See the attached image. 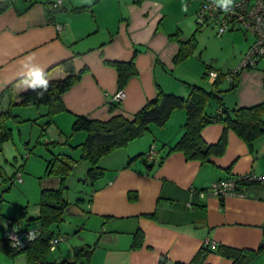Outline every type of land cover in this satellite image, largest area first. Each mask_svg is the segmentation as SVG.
<instances>
[{"label":"crops","instance_id":"1","mask_svg":"<svg viewBox=\"0 0 264 264\" xmlns=\"http://www.w3.org/2000/svg\"><path fill=\"white\" fill-rule=\"evenodd\" d=\"M5 1L0 0V112L7 109L11 98L18 116L25 109L39 110L18 105L19 95L35 86L33 72L45 74L47 80L63 79L67 73L60 63L67 59L80 77L61 94L64 109L52 115L60 133L69 130L66 125H72L77 115L91 120H106L115 114L131 118L156 96L158 88L186 98L189 84H194L186 74L169 72L177 68L173 58L179 44L169 38L174 32L164 29L165 5L160 0H63L62 8L54 12L48 7L52 0H7L2 4ZM82 6L88 7L74 10ZM244 35L247 41L249 37ZM129 60H133L136 74L123 86L124 97L111 110L109 103H114L118 84L116 69L107 62ZM220 80L218 96L225 107L263 103L264 57L254 67L239 70L234 88L227 77ZM40 110L39 116L47 117V106ZM216 110L211 101L207 112ZM184 121V110L173 109L162 126L150 125L140 137L100 158L105 173L93 182L86 202L80 198L78 203H70L56 231L52 227L54 237L66 236L65 251L53 257L54 264H157L161 254L169 264L187 263L201 245L256 250L264 242V183L244 186L242 195L223 198L208 189L211 183L232 175H264V133L248 145L229 130L224 152L201 162L186 159L179 150L169 152L182 135ZM222 129L220 123L209 124L201 130V137L207 144L215 143ZM79 138L83 141L84 134ZM152 144L157 155L154 161H147L144 154ZM58 185L55 177L41 189ZM201 190L203 196L198 194ZM66 215L76 223L74 236L61 228L71 223ZM28 218L33 217H25L24 225H29ZM137 231L143 239L133 248ZM77 250L89 254L76 258ZM4 254L0 261L7 260ZM261 257L264 249L251 263ZM205 263L232 264V259L209 253Z\"/></svg>","mask_w":264,"mask_h":264},{"label":"trees","instance_id":"2","mask_svg":"<svg viewBox=\"0 0 264 264\" xmlns=\"http://www.w3.org/2000/svg\"><path fill=\"white\" fill-rule=\"evenodd\" d=\"M6 2L7 0L2 4ZM217 6L219 9H227L229 7ZM87 7H77L74 10L80 11L87 9ZM61 8L62 6L59 9ZM57 10H51L50 12ZM208 19V17H204L205 21ZM169 38L176 40L179 44L178 51L173 58V63L176 64L192 52L195 45L194 38L191 35L188 39L181 40L178 30L169 35ZM107 63L116 69L118 90H122L128 79L136 74L133 60L109 61ZM60 65L63 66L64 71L67 73L63 79L47 80L45 74H40L41 79L46 84L36 83L32 89L22 92L19 95L20 101L18 105L47 106L46 116L48 119L58 111L63 110L64 106L60 96L79 79L80 72H74L70 59L64 60ZM229 72L225 74L218 72L210 90H205L196 84H189L190 90L186 98L174 93L164 92L158 88L156 96L148 100L131 118L124 117L122 114L112 115L106 120H91L85 116H75L71 126L72 133L84 131L87 134L85 140L79 146L81 148L80 158L87 161L90 165L87 169L89 179L94 182L105 173V169L98 165L102 156L140 137L148 130L150 125L162 126L167 121L171 111L177 108L183 109L185 113V121L182 126L183 132L176 144L169 148V152L179 150L186 159H196L201 162L208 161L211 156L221 155L224 152L229 130L234 131L243 141L251 145L256 137L264 133V121L262 119L264 102L252 107H225L218 96L219 90L217 87L221 81L220 77L225 78ZM238 72L239 70L232 73L231 80H228L231 82V89L235 87L234 80ZM211 101H214L217 105L215 112H207V106ZM113 102L117 103L119 101ZM114 103H109L111 110L116 105ZM14 106L15 103L11 98L7 109L0 112V151L2 143L10 139L11 136V129L7 126L6 121L16 117L11 112ZM212 123H220L223 129L215 143L207 144L201 137V130ZM48 144H51V142L46 143V145ZM45 162V174L58 177L59 185L54 189L43 188L40 190V198L37 203L38 215L35 218L27 219L36 221L35 225L41 228L40 235L21 248L13 246L5 237L0 235L1 251L10 255V257H14L18 253H24L30 264H40L46 252L51 250L50 240L54 237L52 226L59 225L63 221L65 209L70 204L64 197V191L67 188L65 180L77 164V160L72 156L60 153L52 155ZM21 169L22 164L10 176H5L0 170V186L8 183L4 188L7 190L12 184L20 183L16 181L15 176ZM258 183L257 181H250L245 183V186ZM79 201L81 199H77L75 203ZM1 203L2 198L0 197V222L10 219L2 214ZM21 215H26L25 208H22ZM142 239V233L139 231L135 232L133 234L132 247H139ZM262 249H264V242L256 250H243L223 244H218L215 248L201 245L189 262H175L174 264H206L205 259L209 253L232 259V264H250ZM88 254L89 251L77 250L75 257H87ZM157 264H169V260L164 254H161Z\"/></svg>","mask_w":264,"mask_h":264},{"label":"rangeland","instance_id":"3","mask_svg":"<svg viewBox=\"0 0 264 264\" xmlns=\"http://www.w3.org/2000/svg\"><path fill=\"white\" fill-rule=\"evenodd\" d=\"M160 1L165 5L166 16L162 19L164 29L171 32L178 30L179 36L183 40L193 35L195 43L192 52L186 58L176 64L173 63L177 68L170 69V74H186L189 83L200 84L206 89H211L213 72L227 73L240 65L242 57L254 41V36L250 32H244L241 29H227L224 34L219 35L218 24H215L211 18L205 21L198 15L200 7L207 0ZM234 1L236 0H213L215 4L222 7L230 6ZM244 34L249 37L247 41L244 40ZM240 52H243L242 57L239 56ZM227 85L228 82L225 83V86ZM40 108L39 110L34 107L25 109L21 116L16 115L11 109V112L16 115L6 121L7 126L11 129V136L1 145L0 170L5 176L12 175L22 164L19 173L22 175L23 181L12 184L7 190L4 188L8 183L0 186L1 212L20 227L35 226L34 220H30L29 225L23 223H26L25 217L37 215L40 190L43 185H51V180L56 177L45 174V161L52 155L66 154L77 160V164L65 180L67 188L64 191V197L69 203H75L80 198L86 202L88 195L94 189L93 182L87 176V169L90 165L80 158L79 144L82 140H79V137L84 134L86 138V132L72 133L71 124L66 125V129L69 130H65L64 133L58 132L59 129L54 121L52 122V117L49 120L47 117L39 116V113H43ZM33 112L35 113L33 114ZM32 115L36 118L34 121L31 120ZM47 142H51V144L46 145ZM100 164L99 161L98 165L101 166ZM22 208L26 209L24 217L21 215ZM65 219L70 220L71 223H64L61 228L63 227L71 236H74V225L76 224L74 218L66 215ZM81 221L82 218L77 223H81ZM52 227L56 231V227ZM5 230L6 226L0 222V235H3ZM61 236L63 239L59 241L58 247L55 246L56 250H48L41 264H54L53 257H58L65 251L63 246L66 243V236L63 234ZM0 254L4 253L0 251ZM4 255L7 260L0 261V264H30L24 253H18L16 257L19 258ZM251 264H264V258L261 257Z\"/></svg>","mask_w":264,"mask_h":264},{"label":"built area","instance_id":"4","mask_svg":"<svg viewBox=\"0 0 264 264\" xmlns=\"http://www.w3.org/2000/svg\"><path fill=\"white\" fill-rule=\"evenodd\" d=\"M62 4L63 0H52L49 8L57 10ZM198 15L203 19L204 17L211 18L215 24H218L219 35L224 34L227 29H241L244 32H250L254 36L252 46L242 57L238 68L227 74L228 80H231L232 73L244 68L254 67L257 61L264 57V0H236L227 9H219L213 0H207L201 6ZM56 28L60 30L61 26L56 24ZM213 76H216V74H213ZM123 97V90H117L112 100L120 101ZM156 155V148L154 145H151L145 155L147 161H154ZM15 179L17 182H21V174L17 173ZM250 181L264 183V175L257 176L252 173L240 176L232 175L211 183L208 189L220 198L227 195L240 196L243 193L242 188L245 186V183ZM198 194L203 196L204 191L201 190ZM2 223L6 226V230L2 236L17 248L24 247L41 233V228L38 225L34 227H20L11 219H5ZM62 239V236L53 237L50 240V248L53 249Z\"/></svg>","mask_w":264,"mask_h":264},{"label":"clouds","instance_id":"5","mask_svg":"<svg viewBox=\"0 0 264 264\" xmlns=\"http://www.w3.org/2000/svg\"><path fill=\"white\" fill-rule=\"evenodd\" d=\"M32 75L34 77V79L32 81L33 85L36 84V83L46 84V82L41 79V76H40L39 72H33Z\"/></svg>","mask_w":264,"mask_h":264}]
</instances>
